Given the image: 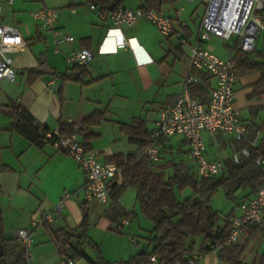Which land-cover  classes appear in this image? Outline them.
Segmentation results:
<instances>
[{"label":"crops","instance_id":"0c3cea01","mask_svg":"<svg viewBox=\"0 0 264 264\" xmlns=\"http://www.w3.org/2000/svg\"><path fill=\"white\" fill-rule=\"evenodd\" d=\"M0 1L4 21L19 29L23 41L20 46L9 48L15 50L14 55L8 50L17 70L16 81L5 80L0 85V92L2 88L6 90L5 97H0V214L4 221L6 239L11 241V259L14 260L23 252V245L16 238L15 231L28 228L34 230L35 238V256L28 263L59 264L69 254L65 255L60 251L55 235L62 230L72 232L81 226L84 218L83 205L88 208V234L91 241L99 247L97 237L100 235L114 244V252L110 257L100 249L106 261L117 263L127 261L138 253L151 252L154 248L150 241L153 227L140 213L137 189L129 188L119 198L118 206L113 199L105 204L97 201L87 203L84 192L86 176L79 164L52 143L43 147L34 144L17 129L16 115L19 107L26 109L39 126L48 127L54 132L63 123L76 124L79 127L85 118L100 112L104 115V121L87 128L88 133L95 135L90 142L92 152L97 153L104 164L117 165L120 159L116 155H122L123 162H126L128 156L137 155L143 149H140V143L131 140L124 125L141 120L145 122V129L150 133L156 126L161 110L175 101L185 88V81L192 72V48L197 43L198 29L203 17L198 20L195 14L202 3L187 0H112L110 3L130 9L154 7L170 16L175 26V33L170 38H163L156 26L149 21L141 20L133 26L125 25L121 32L127 39H133L131 46L117 48L114 39L108 38L109 31L114 28L113 22L98 18L83 1L74 4L72 0H20L16 10L20 18L10 16L4 8L5 2L14 4L17 0L13 3L8 0ZM21 1L30 4L29 11L43 7L57 8L60 16L56 27L73 35L74 41L57 45L52 33L32 20L29 11L23 12ZM194 4L196 7L190 9L189 6ZM182 22L187 23L189 41L185 44L181 42ZM24 26L27 36L23 37L21 29ZM263 38L264 34H261L260 43ZM164 39L169 45L164 44ZM220 43H223L225 49L220 47ZM41 44L65 61L70 53L82 48L93 50L96 60L84 69L81 81L68 80L62 83L56 76L72 75L74 65H65L60 61L49 62L47 51L34 50ZM205 45L222 57L234 55L235 50L231 43L229 46L218 38H212ZM56 48L59 52L55 51ZM218 50L228 52L223 56ZM258 50L264 52L260 48ZM44 65H48L55 74L39 72ZM32 69H37L39 74L32 73ZM261 79L260 71L240 73L235 86L238 98L236 106L249 127L248 138L257 145L264 138V92L260 96H255L254 92ZM201 81L200 78L199 83ZM215 85V78L212 77L207 100ZM152 99L158 102L159 109L151 116L143 118L139 103ZM77 135L83 141L84 135ZM204 137L210 160L222 159L227 162L232 159L231 142L235 140L234 136L218 135L214 138L205 133ZM236 143L238 146L244 145L241 141ZM163 149L165 153L162 164L174 160L191 167L190 148L184 139L168 138L163 143ZM167 171H172V168H167ZM122 181L123 178L119 177V184ZM67 192L71 193V198L67 200L64 212L56 221L49 226L34 227L33 221L38 219L39 209L52 208ZM247 194L249 190H239L237 197L242 198ZM128 212L132 214V223L128 228H123L119 226V222L122 215ZM112 227L122 233L128 231L129 236L137 239V243L133 239L131 242L138 247L132 248L126 244L125 236L112 232ZM141 230L147 231L146 235H140ZM141 236L146 242L144 245L138 241ZM208 242L203 237L196 239L198 264H221L218 252H202ZM72 244L76 246L78 239L74 238ZM237 245L244 249L241 258L243 264H264V223L252 228L250 235L242 237ZM81 249L93 260H99V248H94L91 243L85 242ZM68 252L76 254L74 250ZM75 264L91 263L86 257L79 256L75 257Z\"/></svg>","mask_w":264,"mask_h":264},{"label":"built area","instance_id":"2783aa9c","mask_svg":"<svg viewBox=\"0 0 264 264\" xmlns=\"http://www.w3.org/2000/svg\"><path fill=\"white\" fill-rule=\"evenodd\" d=\"M8 1L13 3L14 0ZM82 1L98 18L110 19L113 22L114 28L109 31L108 38L114 39L117 48L131 46L133 39H127L121 32L125 25L133 26L141 20H147L153 23L164 37L170 36L175 29L173 19L154 7L130 9L113 6L112 3L101 4L93 0H72V3L78 4ZM187 1H199L205 5V12L198 29V40L191 53L192 72L185 81L183 92L175 101L161 110L156 126L150 132L151 143L138 153V157H146L151 163H159L163 158L161 140L181 138L189 145L191 161L199 175L203 178H210L225 173L227 164L222 159L210 160L208 158L205 133L214 138L218 135L234 136L235 140L231 142V150L235 163H241L245 158H250L253 153L252 149L257 148L258 145L248 138L249 127L236 106L235 86L240 76L236 58L234 55L222 57L205 44L212 38H218L227 44L232 42L235 48L244 53H256L259 49L260 35L264 34V0ZM29 15L32 20L54 35L57 45L74 41L73 35L66 34L56 27L60 16L57 8L43 7L30 11ZM186 27L187 23L182 22L180 32L181 42L184 44L189 41ZM22 43L19 29L4 21L0 1V85L5 80L16 81L17 70L8 48L20 46ZM55 51L59 52V49L56 48ZM95 60V52L89 48L73 51L67 56L69 63L84 68H88ZM195 70L204 71L215 78L216 85L206 102H201L190 91L192 85L200 82L199 76L194 73ZM41 133L48 137L53 134L52 131L43 130ZM54 133L57 135L54 143L56 148L63 149L85 173L86 200L109 203L111 201L109 184L114 178L122 176L123 169L116 164L102 163L97 153L86 150L77 134L61 136L59 130ZM237 141L245 143L238 146ZM257 164L264 170V153L258 155ZM70 198L71 193L67 192L52 208L41 207L38 212L39 217L33 221V226L53 224L64 212L66 202ZM233 210L237 215L231 220V230L226 238L227 244L237 243L242 237L250 235L254 225L264 223V186L258 189L253 198L234 204ZM120 223L122 226H129L131 217L124 214ZM15 236L24 247L26 259L28 261L34 259V230L20 228L15 231ZM219 236L220 232L209 241L208 246L211 249L218 250L224 245ZM133 242L137 243V239L133 238ZM198 257L196 252L187 248L183 259L169 264H198ZM151 263L160 264L159 258L152 256ZM59 264H75V260L68 256ZM221 264L227 263L222 262Z\"/></svg>","mask_w":264,"mask_h":264},{"label":"trees","instance_id":"16d2710c","mask_svg":"<svg viewBox=\"0 0 264 264\" xmlns=\"http://www.w3.org/2000/svg\"><path fill=\"white\" fill-rule=\"evenodd\" d=\"M93 1L103 4L110 3L112 0ZM174 33L175 31L170 36ZM232 49L235 50L234 57L237 60L239 73L262 72V79L256 84L255 95H259L261 91L264 92V52H259L258 50L254 54H247L235 47H232ZM84 69L83 66L74 65V73L72 75L64 74L56 77H59L62 83L68 80L81 81L85 73ZM194 72L200 76L202 81L192 85L190 91L201 102H206L208 101V86H210L212 76L204 71L195 70ZM32 73L39 74L37 69H32ZM16 117L18 119L16 123L17 129L34 144L40 147L47 143L54 145L57 135L54 132L51 137L42 134V130L46 132H51V130L48 127L39 126L26 109H20L19 107ZM103 121L104 115L96 112L85 118L79 127H76V124L63 123L59 131L61 136L83 134L82 144L87 151H92L90 142L95 135L88 133L87 128L99 125ZM124 128L133 142L140 143V149L150 145V133L145 129L144 121H135L130 125H124ZM166 140L163 139L160 142L163 157L165 153L163 143ZM252 152V156L245 158L241 163H235L233 159H229L226 162L227 169L225 173L210 178L201 177L193 164H191V167H187L181 163H176L174 160L162 164L163 158L159 163H151L146 157L139 158L138 154L128 156V160L123 162V156L116 155V158L120 159L117 165L123 169L121 176L123 181L119 184V177H116L110 182V197L118 206L119 198L129 188L137 189V202L140 207V213L153 223L150 237L151 243L154 244L153 250L151 252L138 253L127 261L117 263L106 261L102 257L98 245L93 243L89 237L90 220L87 205H83L84 218L77 230L72 232L62 230L55 235L57 246L62 253L65 255L68 253V256L74 260L75 257L84 256L91 264H152L151 257L154 255L159 258L160 264H169L175 260L183 259L187 248H191L195 252L197 238L203 237L210 241L220 232L219 237L224 245L218 250L211 249L208 246V242L202 252L205 254L216 251L222 262L243 264L241 258L244 249L237 243H226V238L231 230V220L237 213L233 208L229 214L220 213L214 208L212 199L223 189L226 197L236 204L253 198L258 189L264 186V170L257 164L258 155L264 153V138L260 141L257 148L252 149ZM170 167L172 171L169 172L167 168ZM239 190H249V194L238 198L237 192ZM183 193H187V195L180 197ZM252 194L254 195L250 197ZM124 214H128L131 217L132 223V214L129 212ZM120 222L119 226L121 227H129L131 225L122 226ZM255 226L258 225H254L253 228ZM110 230L117 229L112 227ZM74 238L78 239L76 246L72 244ZM0 242L5 248V254L3 256L0 255V264H29L25 257L24 247L20 255H17L14 260L11 259L9 252L11 250V241L6 239L4 221L1 214ZM85 242L91 243L94 248L98 249L99 260H93L81 249ZM69 250H74L76 254L69 253Z\"/></svg>","mask_w":264,"mask_h":264},{"label":"rangeland","instance_id":"374dc122","mask_svg":"<svg viewBox=\"0 0 264 264\" xmlns=\"http://www.w3.org/2000/svg\"><path fill=\"white\" fill-rule=\"evenodd\" d=\"M18 1H20V0H17L16 2L17 3H14V4H8L7 2H5L4 3V8H5V11H7L8 12V14L10 15V16H14V17H16V18H20L19 17V13L16 11L17 9H18ZM136 1V0H135ZM21 2H23L22 4H21V6H23V12H25V13H27L29 10H30V8H31V6H30V4H28V3H26L25 1H21ZM7 3V4H6ZM196 6H195V4L194 5H190L189 6V8L190 9H192V8H195ZM61 10V9H60ZM204 10H205V7H204V5H200L199 6V8H198V10H197V13L195 14V18L196 19H198V20H200V18L203 16V13H204ZM30 12V11H29ZM147 21V20H146ZM71 24H72V22H71ZM21 32H22V35H23V37L24 36H27V29H26V27L24 26L22 29H21ZM159 32V31H158ZM159 35L161 36V37H163L160 33H159ZM164 38V37H163ZM165 40V39H164ZM177 40V39H176ZM165 43V45H169V42L167 41V40H165L164 41ZM229 46H230V43H229ZM220 47H223L224 49H225V47H224V45H223V43H220ZM231 47H234L233 46V43L231 42ZM260 50H264V38H263V40L261 41V43H260ZM45 50V51H47V59L49 60V62H51V63H53L54 61H60L62 64H65V65H71V63H69L68 61H67V59H66V61L64 60V58H62L61 56H59V55H56L55 53H53V51L52 50H50L49 48H47L45 45H43V44H41L37 49H34V50H38V51H40V50ZM8 50L10 51V52H13V55H14V53H16L15 52V50L14 49H9L8 48ZM37 51V52H38ZM218 52L221 54V55H223V56H226V54H227V50H218ZM259 90H261V89H259ZM5 89L4 88H2L1 89V92H0V97H5V95H6V93H5ZM254 92H256V88H255V90H254ZM261 94H263V92L261 91V93L259 94V95H255V96H260ZM237 93H236V105H237ZM159 104H158V102L157 101H155V99H152V100H145V102H141V103H139V110H140V113H141V116L143 117V118H146V117H148V116H151L155 111H157L158 109H159ZM264 136V135H263ZM185 195H187V194H185V193H183L180 197H183V196H185ZM212 203H213V205H214V208L216 209V210H219L221 213H223V214H229L231 211H232V208H233V204H234V202H232L231 200H229L227 197H226V194H225V192H224V190L223 189H221L214 197H213V199H212ZM146 219V218H145ZM146 221H148V223H150L149 225L151 226V227H153V223H151V221L150 220H147L146 219ZM150 227V228H151ZM124 228V227H123ZM126 228H128V227H126ZM128 230V229H127ZM146 230V229H145ZM145 230H141V232H139V234L140 235H142V236H144V235H146V233H147V231H145ZM112 232H114V233H118V234H120L121 236H125V242H126V244H129V246H131L132 248L134 247V248H137L138 246L137 245H135V244H133L132 242H131V240L133 239V236L132 235H128V231H125L124 233H122L121 231H117V230H112ZM138 237L139 238V242H141V244L142 245H144L146 242H144L143 240V237ZM143 239V240H142ZM97 242L99 243V249H101V251L102 252H105V254L107 255V257H110V256H112L111 255V253H113L114 252V250H113V247H114V244L111 242V240H108V239H105L104 238V236H98L97 237ZM93 254V253H92ZM120 262V261H119Z\"/></svg>","mask_w":264,"mask_h":264},{"label":"water","instance_id":"95a60500","mask_svg":"<svg viewBox=\"0 0 264 264\" xmlns=\"http://www.w3.org/2000/svg\"><path fill=\"white\" fill-rule=\"evenodd\" d=\"M113 6L116 5L113 4ZM38 71L45 74H52V75L55 74V71H53L48 65L42 66ZM4 254H5V248L4 245L0 242V255L3 256Z\"/></svg>","mask_w":264,"mask_h":264}]
</instances>
